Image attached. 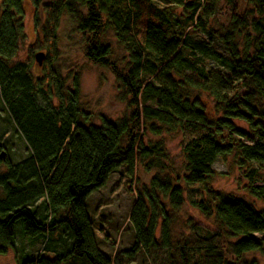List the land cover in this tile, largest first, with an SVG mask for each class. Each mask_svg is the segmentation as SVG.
I'll return each mask as SVG.
<instances>
[{
  "label": "trees",
  "instance_id": "trees-1",
  "mask_svg": "<svg viewBox=\"0 0 264 264\" xmlns=\"http://www.w3.org/2000/svg\"><path fill=\"white\" fill-rule=\"evenodd\" d=\"M163 1L170 5L63 4L82 36L83 58L110 70L128 110L115 122L101 116L95 125L81 109L76 78L69 87L55 69L50 81L34 78L16 60L24 0H0V101L27 150L16 164L0 157V256L15 250L21 223V238L41 237L44 247L35 259L22 253L17 264H110L96 246L86 201L110 174L125 167L132 178L139 164L154 174L135 193L129 256L143 251L160 254L165 264H258L245 256L264 251V238L256 236L264 234V186H255L264 183V0H229L231 19L220 33L208 27L210 8ZM106 28L126 53L121 67L99 43ZM201 33L205 41L192 40ZM196 55L224 74L196 65ZM184 131L203 134L181 147L176 171L161 139L149 137ZM228 156L244 170L245 191L262 202L261 210L206 187L216 159ZM182 209L187 233L175 241L172 224Z\"/></svg>",
  "mask_w": 264,
  "mask_h": 264
},
{
  "label": "rangeland",
  "instance_id": "rangeland-1",
  "mask_svg": "<svg viewBox=\"0 0 264 264\" xmlns=\"http://www.w3.org/2000/svg\"><path fill=\"white\" fill-rule=\"evenodd\" d=\"M68 0H38L33 4L31 0L23 2V31L24 38L19 43L16 60L30 66L34 78H45L50 81L52 69L57 70L65 80L66 87L71 85L74 78L79 85L81 109L90 114L93 123L99 124V117L103 116L110 121H117L127 114L125 102L118 98L117 85L107 68L94 66L83 58L82 36L76 31L74 18L66 12L63 4ZM186 3H198L205 8H210L212 14L208 21L211 31L222 32L231 19V5L229 0H185ZM159 7L170 4L163 0H153ZM178 13L180 9L175 10ZM193 41H205L206 34L191 37ZM101 45H107L111 51L110 61L120 67L126 63V53L117 44L114 33L106 28L99 37ZM216 50L221 53L217 46ZM43 55L42 63L38 66L35 55ZM193 58L196 65L204 67L205 71H216L224 74L215 63L199 55ZM191 79L197 80L193 74H187ZM235 125L247 131L246 124L235 122ZM203 131L176 132L172 135H163L162 138L149 137L152 140L161 139L166 152L179 171L183 162L181 147L188 141L198 138ZM0 145L2 152L10 164H16L26 157V147L23 139L17 132L9 114L0 101ZM257 168V165H251ZM212 169L214 174L206 183V187L214 191L230 195L250 204L256 210H261L263 204L249 196L245 191L247 181L244 179V170L236 165L235 157L218 158ZM264 169V166L260 168ZM153 172H146L137 164L132 178L128 177L126 168L121 167L109 175L104 187L92 193L87 201L86 208L92 222L95 242L98 250L110 261V264H165L163 256L154 253L138 252L129 256L128 252L135 242L134 232L129 223V215L134 202L135 193L143 185H147ZM255 186H264L257 182ZM193 189L200 190L199 186ZM192 200H198L197 193L191 194ZM187 210L182 209L176 214L172 224V237L179 240L186 236L184 226ZM21 223L16 225L15 250H10L0 256V264H17L16 259L23 253L35 259L43 251L44 239L39 237L33 240L21 238ZM205 235L203 232H199ZM264 238V234L256 235ZM52 237L51 239H53ZM245 259H254L258 264H264L263 253H250ZM74 264H80L75 261Z\"/></svg>",
  "mask_w": 264,
  "mask_h": 264
},
{
  "label": "water",
  "instance_id": "water-1",
  "mask_svg": "<svg viewBox=\"0 0 264 264\" xmlns=\"http://www.w3.org/2000/svg\"><path fill=\"white\" fill-rule=\"evenodd\" d=\"M42 59H43V55L41 53H38V54L35 55V62H36V64L38 66L41 65ZM0 157H1V159H4L5 158L4 153H1V156Z\"/></svg>",
  "mask_w": 264,
  "mask_h": 264
}]
</instances>
